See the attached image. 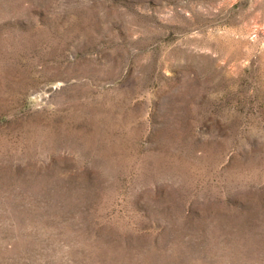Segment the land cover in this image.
I'll list each match as a JSON object with an SVG mask.
<instances>
[{"label":"rangeland","instance_id":"obj_1","mask_svg":"<svg viewBox=\"0 0 264 264\" xmlns=\"http://www.w3.org/2000/svg\"><path fill=\"white\" fill-rule=\"evenodd\" d=\"M0 264H264V0H0Z\"/></svg>","mask_w":264,"mask_h":264}]
</instances>
